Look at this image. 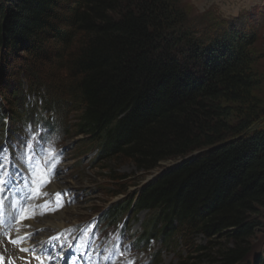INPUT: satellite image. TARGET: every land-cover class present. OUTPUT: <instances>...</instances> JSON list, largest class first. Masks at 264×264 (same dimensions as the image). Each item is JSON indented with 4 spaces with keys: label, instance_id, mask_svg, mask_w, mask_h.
<instances>
[{
    "label": "trees",
    "instance_id": "trees-1",
    "mask_svg": "<svg viewBox=\"0 0 264 264\" xmlns=\"http://www.w3.org/2000/svg\"><path fill=\"white\" fill-rule=\"evenodd\" d=\"M256 42L232 20L195 24L181 0H0L1 124L8 135L51 107L84 155L144 172L179 161L119 209L154 214L138 243H172L181 264H264V236L251 254L264 224Z\"/></svg>",
    "mask_w": 264,
    "mask_h": 264
},
{
    "label": "rangeland",
    "instance_id": "rangeland-1",
    "mask_svg": "<svg viewBox=\"0 0 264 264\" xmlns=\"http://www.w3.org/2000/svg\"><path fill=\"white\" fill-rule=\"evenodd\" d=\"M181 2L190 19L193 20L195 24H197V22L202 23L203 28H211L216 22L222 20H232L239 27L256 32L257 42L251 50L254 56V65L264 80V0H181ZM260 95L264 99V82L260 89ZM33 99V96L28 97L30 105L34 102ZM27 105L28 104H26V106ZM54 112L55 111L49 107L44 109L43 115H53ZM32 116L33 114L31 113L30 117ZM54 117L56 118V116ZM72 117L73 115L71 114L68 118L69 122H74ZM55 126L57 127V125ZM23 130L24 129L20 125L17 127L16 131H10L9 136L7 137L12 138L15 141L19 136L25 133ZM5 139V126L1 124L0 116V146L4 143ZM81 140H83L82 135L74 138H62L61 146L65 150V160L61 167H59L56 180L50 185V187H56L52 191L68 188L72 193H75V199L66 204L62 209L70 210L69 217L66 221L67 225L65 226H67L69 230H74L76 225L89 222L92 218L98 216L99 219H101V223H104L105 227H115L119 223H122L124 225L125 242L136 244V239L141 233L146 229L149 230L151 227L148 220L149 218H153L154 214L148 212V210L136 212L134 210L127 211L126 209H119L137 188L144 185L156 173L175 164L176 161L163 162L160 167L150 172L137 171L133 164L128 161L116 160L104 163V161L96 159L94 153L84 155L78 146V141ZM116 168L119 171L115 172L118 174H127V177L120 179L119 181L113 180L111 178V176H113L111 172ZM114 204H116V207L113 210L112 206ZM20 205L24 206L25 203H20ZM34 205H38V203H34ZM30 206L31 205L28 206V216L35 220L47 215L52 210V208L48 206L36 208L35 210H32L31 208L30 210ZM22 213L23 211L18 213V219H20L18 224L27 225L25 219L21 220L20 218L21 215L26 217V213ZM40 230L41 228H38L37 231ZM30 232L32 236L33 231ZM263 236L264 224L253 239V242H256L257 244L255 246H257V249L259 248V250H253L251 254H254L255 251H261V241ZM53 237H56V235L51 234L48 237L43 238V240L52 239ZM27 240L29 242L31 239ZM13 241H10V244L14 247L15 252L16 245ZM194 241L196 246L205 244L202 236H196ZM34 245L37 247L35 243ZM0 246L1 249H5L4 251L0 250V257H2L0 260H5V263L3 264H10V261H14L15 264H35L29 254H20L22 252H20L19 249L20 253H18V251L14 254L7 253L9 251L8 248L2 244H0ZM139 246L140 250L138 256L141 258H147L150 264H181L182 262L177 253L178 250L176 245L172 243L167 246L166 244L161 245L160 242L155 244L150 242V245L145 244L144 246L143 243H141ZM159 250H162L161 259L157 258V252ZM194 250V247H182V253L187 256L196 255L201 252H196ZM18 256L19 258H17ZM207 257L208 256H203L201 259L195 257L193 262H195V264H201L202 262V264H207ZM253 257L255 256H252V258ZM35 260L37 264H40V261L37 259Z\"/></svg>",
    "mask_w": 264,
    "mask_h": 264
},
{
    "label": "snow or ice",
    "instance_id": "snow-or-ice-1",
    "mask_svg": "<svg viewBox=\"0 0 264 264\" xmlns=\"http://www.w3.org/2000/svg\"><path fill=\"white\" fill-rule=\"evenodd\" d=\"M27 148L33 153V155L29 156L30 160H35L36 156L40 154V152L43 151V145L39 144L37 142L36 145H33L32 143H28ZM49 164L52 163V161H48ZM58 163V161H57ZM13 167V172L9 174L5 169H6V157L0 155V192H3L5 188H7L9 191L13 192L15 195H18L21 200L18 203H27V200L30 197L33 196H39L40 193V187L46 185L49 181L48 174L45 172L44 169L40 167V162L37 160L36 161V167L32 169L30 176L31 179H29L28 176H25L22 172H19L18 169H16L15 164L12 165ZM53 167L55 165L53 164ZM39 181V186L35 188V191L32 190L31 186L36 185L37 182ZM3 200H0V213H3L4 208H3ZM13 208V214L10 215L9 217V222L15 220V213H19L22 211L20 207L17 206V204L12 205ZM21 219H24V216L20 217ZM19 231V229H17ZM28 236H22L19 237L17 240L13 241V243H21L24 239H27ZM52 241H59L60 247H64V240L60 239V236L53 237L50 241L49 244L51 245V251L55 252L56 251V244L52 243ZM69 246H71V243L69 242ZM21 251L28 252V248H22ZM31 251L34 253L36 252V249L33 248ZM46 251V250H45ZM35 258L40 261V264H45L44 259H42L41 256L36 255ZM2 259V257H0ZM55 259L54 256L49 255L48 256V261L49 264L50 262ZM10 264H15L14 261H10Z\"/></svg>",
    "mask_w": 264,
    "mask_h": 264
},
{
    "label": "bare ground",
    "instance_id": "bare-ground-1",
    "mask_svg": "<svg viewBox=\"0 0 264 264\" xmlns=\"http://www.w3.org/2000/svg\"><path fill=\"white\" fill-rule=\"evenodd\" d=\"M61 167V166H60ZM154 177V176H153ZM152 177V178H153ZM64 181V180H62ZM54 186V185H53ZM56 187H50L49 189L52 191L53 189H55ZM61 188V187H60ZM73 208V207H72ZM64 209L61 210L60 212L56 213V214H50V215H45L43 217H40L38 219H34V220H29L26 222L27 225H23V224H17L16 227L15 225L11 228L8 229V226L3 227V230L5 233H7L5 236V238L0 240V244H2L3 246L8 248V252L7 253H11L14 254L15 252H17V250H15L14 252V247L10 244V240H17L19 237L22 236H26L28 234V232L33 231L32 232V236H31V243H38L39 239H43L48 237L49 235L59 231L61 228H63L65 225H67L66 221L67 218L69 217V212L70 210L68 209ZM72 210V209H71ZM24 213V212H23ZM22 213V214H23ZM21 215V214H20ZM71 215V214H70ZM19 216V215H18ZM22 216V215H21ZM37 218V217H36ZM31 225V226H30ZM38 228H41L40 231H37ZM17 229H19V231H17ZM145 236V235H144ZM146 237V236H145ZM155 237V236H154ZM28 239V238H27ZM164 240V239H163ZM142 241V240H141ZM27 241H22L20 244H16L17 245V249L20 246H24V245H28ZM164 244V243H163ZM162 245V244H161ZM167 245V244H166ZM35 246V245H34ZM145 246V245H144ZM169 246V245H168ZM36 247V246H35ZM167 247V246H166ZM142 248V247H141ZM163 248V247H162ZM0 250L4 251L3 249H1L0 246ZM174 251V250H173ZM156 254V253H155ZM6 256V255H5ZM4 256V257H5ZM12 256V255H11ZM30 256V255H29ZM19 258V256L17 257ZM23 261V260H22ZM33 263V262H32Z\"/></svg>",
    "mask_w": 264,
    "mask_h": 264
},
{
    "label": "water",
    "instance_id": "water-1",
    "mask_svg": "<svg viewBox=\"0 0 264 264\" xmlns=\"http://www.w3.org/2000/svg\"><path fill=\"white\" fill-rule=\"evenodd\" d=\"M193 155V154H192ZM192 155H189V156H187L185 159H187L188 157H191ZM184 159V160H185ZM178 163H179V161H178ZM177 162H176V164H178ZM174 165V164H173ZM163 171L164 170H162V171H160L159 173H156L155 175H154V177L153 178H151V179H149L144 185H147L150 181H152L153 179H155L158 175H160L161 173H163Z\"/></svg>",
    "mask_w": 264,
    "mask_h": 264
}]
</instances>
